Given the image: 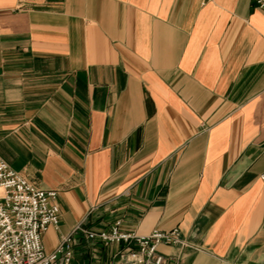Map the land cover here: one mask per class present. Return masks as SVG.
I'll return each mask as SVG.
<instances>
[{
  "label": "crops",
  "instance_id": "0c3cea01",
  "mask_svg": "<svg viewBox=\"0 0 264 264\" xmlns=\"http://www.w3.org/2000/svg\"><path fill=\"white\" fill-rule=\"evenodd\" d=\"M0 157L168 264H264V8L254 0H0ZM75 236L69 264H115ZM53 264H62L58 258Z\"/></svg>",
  "mask_w": 264,
  "mask_h": 264
},
{
  "label": "built area",
  "instance_id": "2783aa9c",
  "mask_svg": "<svg viewBox=\"0 0 264 264\" xmlns=\"http://www.w3.org/2000/svg\"><path fill=\"white\" fill-rule=\"evenodd\" d=\"M254 1L264 8V0ZM57 195V190L39 187L0 157V264H53L58 258L69 264L77 233L89 240L98 238L103 245H119L115 264H168L158 246L181 242L178 226L136 235L120 231L117 224L101 231L89 230L83 218L61 237L53 251L46 252L41 235L47 227L59 224Z\"/></svg>",
  "mask_w": 264,
  "mask_h": 264
}]
</instances>
